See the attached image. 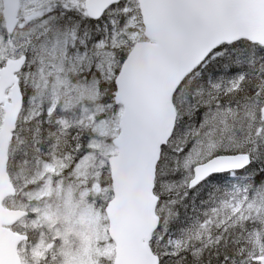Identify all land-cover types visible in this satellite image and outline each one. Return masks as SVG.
Returning a JSON list of instances; mask_svg holds the SVG:
<instances>
[{"label":"snow or ice","instance_id":"obj_1","mask_svg":"<svg viewBox=\"0 0 264 264\" xmlns=\"http://www.w3.org/2000/svg\"><path fill=\"white\" fill-rule=\"evenodd\" d=\"M10 110L34 125L22 183ZM133 152L144 264H264V0H0V264H123ZM205 187L219 197L180 226Z\"/></svg>","mask_w":264,"mask_h":264},{"label":"water","instance_id":"obj_2","mask_svg":"<svg viewBox=\"0 0 264 264\" xmlns=\"http://www.w3.org/2000/svg\"><path fill=\"white\" fill-rule=\"evenodd\" d=\"M17 119V113L10 110L6 117V123L15 127ZM11 136L12 133H9V138ZM7 176L8 174L3 170V165H0V201L4 197L1 192L5 186L9 185V182H4L7 180ZM2 209L0 203V210ZM118 214L120 231L124 240L123 264H144L148 257L146 251L138 246V237L142 232L145 219V181L135 152L131 156L125 173Z\"/></svg>","mask_w":264,"mask_h":264},{"label":"trees","instance_id":"obj_3","mask_svg":"<svg viewBox=\"0 0 264 264\" xmlns=\"http://www.w3.org/2000/svg\"><path fill=\"white\" fill-rule=\"evenodd\" d=\"M250 170L255 173V175L252 177L253 180H255L257 183L264 182V164L257 162L253 166H251ZM233 180L241 184L248 182L246 174H241L239 179H234L229 176L228 182L235 184ZM208 191L212 192V195L215 197H219L220 195L219 192L212 191L210 187H205L203 189L193 190L192 192H190L186 201L178 205L177 209L181 212V216L179 218L180 226L191 223L207 207L211 206L209 200L207 199ZM179 198L182 200V194Z\"/></svg>","mask_w":264,"mask_h":264},{"label":"rangeland","instance_id":"obj_4","mask_svg":"<svg viewBox=\"0 0 264 264\" xmlns=\"http://www.w3.org/2000/svg\"><path fill=\"white\" fill-rule=\"evenodd\" d=\"M35 166V163H30V164H27V165H23L21 163H18L15 161V164H14V167L12 168V174L15 175L16 173H20L21 171H23V176L21 177V181L20 183L23 182V178L24 176H26L27 178H31V176L34 174V171H32V169H35L34 168ZM20 201L19 202H22L21 199L19 198ZM206 238V237H205Z\"/></svg>","mask_w":264,"mask_h":264},{"label":"flooded vegetation","instance_id":"obj_5","mask_svg":"<svg viewBox=\"0 0 264 264\" xmlns=\"http://www.w3.org/2000/svg\"><path fill=\"white\" fill-rule=\"evenodd\" d=\"M19 130H20V126H19L18 131H19ZM18 131H17V133H16L15 135L18 134ZM25 136H26V134L23 133L20 137H21L22 140H24V141L26 142V140H25ZM28 137H29V136H28ZM15 142H16V141H15ZM25 145H26V143H25L24 145H22L23 148L25 149V151H27V149L30 150V151H32V148H29L28 146H25ZM42 147L44 148V150H45V152H46V151H47V146H46V145H43ZM33 154H34V152L32 151V153L30 154V156H28L27 158H31V157L33 156Z\"/></svg>","mask_w":264,"mask_h":264},{"label":"bare ground","instance_id":"obj_6","mask_svg":"<svg viewBox=\"0 0 264 264\" xmlns=\"http://www.w3.org/2000/svg\"><path fill=\"white\" fill-rule=\"evenodd\" d=\"M29 138V137H28ZM48 143V142H47ZM31 163H34V162H31ZM194 194V193H193ZM192 196V195H191ZM180 209V208H179ZM178 210V209H177ZM181 213V212H180Z\"/></svg>","mask_w":264,"mask_h":264}]
</instances>
